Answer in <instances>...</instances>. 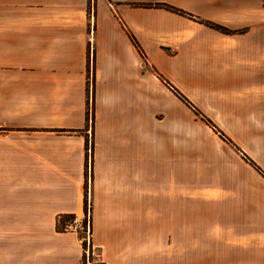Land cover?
I'll return each instance as SVG.
<instances>
[{
	"label": "crops",
	"instance_id": "0c3cea01",
	"mask_svg": "<svg viewBox=\"0 0 264 264\" xmlns=\"http://www.w3.org/2000/svg\"><path fill=\"white\" fill-rule=\"evenodd\" d=\"M193 82L264 112V0H0V264H264L238 199L193 180Z\"/></svg>",
	"mask_w": 264,
	"mask_h": 264
},
{
	"label": "rangeland",
	"instance_id": "374dc122",
	"mask_svg": "<svg viewBox=\"0 0 264 264\" xmlns=\"http://www.w3.org/2000/svg\"><path fill=\"white\" fill-rule=\"evenodd\" d=\"M196 85L198 83L193 82V87L188 90L192 104L201 112L192 108L193 180L200 179L208 186L210 182L217 183L224 193L238 199L233 203L234 208L240 210L239 220H248L249 215L252 224L264 230V176L232 145L240 148L264 171V112L249 113L239 110V106H236L235 113L222 111L223 106H218L215 98L202 95ZM85 220L87 218L81 220L82 224ZM81 234L87 235L83 229ZM86 255V262L102 264L101 252L97 248Z\"/></svg>",
	"mask_w": 264,
	"mask_h": 264
},
{
	"label": "trees",
	"instance_id": "16d2710c",
	"mask_svg": "<svg viewBox=\"0 0 264 264\" xmlns=\"http://www.w3.org/2000/svg\"><path fill=\"white\" fill-rule=\"evenodd\" d=\"M148 6V5H146ZM155 7H163L165 9H168V10H171V11H174V12H177L179 14H182V15H188L189 17H193V19H196L197 21L205 24L206 26L210 27V28H213L217 31H220L222 33H225V34H237V33H242L243 30L241 29H230L224 25H221V24H218L216 22H212L210 20H205V19H201V18H198V17H194L192 14L190 13H187V12H184L183 10L181 9H178L174 6H171V5H168V4H164V3H160V4H156ZM133 43L135 44V46L137 47L138 51L140 52V54L144 57V60H145V63L148 65V61L146 59V54L144 53V51L142 50V48L140 47V45L138 44L136 38L132 35V34H129ZM179 94V92H177ZM181 96V98L188 104V105H191V107L193 109H195V111H197V113H200L201 112L187 99L185 98L182 94H179ZM88 117L89 119H91L92 121L94 120V112H93V105L91 103H89V113H88ZM206 120L214 126V124L206 118ZM222 137H226L220 130H218ZM226 139L228 141L231 142V140H229L227 137ZM235 145V144H234ZM87 148L89 149V143H87ZM237 149H239L237 146H236ZM91 151H92V156H93V142L91 144ZM244 158L259 172L261 173L263 176H264V171L261 169V167L254 161L252 160L251 158H249L246 154L243 155ZM68 218H71L72 220L75 219V216H70V217H63L61 220H62V227L61 226H58L57 228L58 229H64L63 225L67 224L69 221ZM84 224H86V221L84 222ZM84 246H85V249L87 247V244L86 242L84 243ZM87 259V255L85 253V261Z\"/></svg>",
	"mask_w": 264,
	"mask_h": 264
},
{
	"label": "built area",
	"instance_id": "2783aa9c",
	"mask_svg": "<svg viewBox=\"0 0 264 264\" xmlns=\"http://www.w3.org/2000/svg\"><path fill=\"white\" fill-rule=\"evenodd\" d=\"M90 152H91V148L88 149V153H89V156H88V180L89 181H90V178H91V156H90ZM87 203H88V208H90V196H89V193H88V197H87ZM88 219H89V212L87 213L86 224H84V222L82 224L81 221H77V220H74V223H73L74 226L75 225H79L81 227V229H83L86 232L87 237L89 236V233H90V227H89V220ZM70 226H71V224H70Z\"/></svg>",
	"mask_w": 264,
	"mask_h": 264
}]
</instances>
